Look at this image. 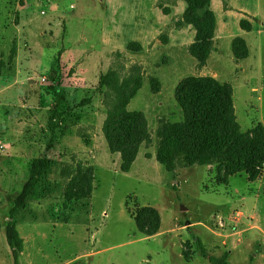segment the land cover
Segmentation results:
<instances>
[{"label":"rangeland","instance_id":"rangeland-1","mask_svg":"<svg viewBox=\"0 0 264 264\" xmlns=\"http://www.w3.org/2000/svg\"><path fill=\"white\" fill-rule=\"evenodd\" d=\"M211 8L212 48L199 66L185 0H0V264H14L9 210L33 160L47 153L55 102L72 118L15 216L22 264H215L227 251V264H264V172L225 184L216 164L168 171L157 160L161 123L183 118L175 88L187 76L230 84L243 131L264 124V0ZM237 36L246 58L233 53ZM110 74L114 82L101 84ZM114 84L133 93L127 109L145 114L151 137L129 171L103 129ZM145 207L161 219L151 236L137 226Z\"/></svg>","mask_w":264,"mask_h":264},{"label":"trees","instance_id":"trees-1","mask_svg":"<svg viewBox=\"0 0 264 264\" xmlns=\"http://www.w3.org/2000/svg\"><path fill=\"white\" fill-rule=\"evenodd\" d=\"M184 20L195 28V41L190 46L191 55L199 66L206 64L212 48L216 16L211 8L212 0H185ZM241 28L251 30V26L241 23ZM246 40L237 36L233 41V53L237 59L248 55ZM113 76L106 75L101 84L114 82ZM117 85V84H114ZM117 93H107L112 102L104 123V132L111 151L119 152L121 169L129 171L136 159L141 143L150 140L148 122L142 111H129L127 105L133 96L127 87L118 88ZM157 90V85H153ZM175 99L183 111V118L175 122H162L158 131L160 139L157 160L168 171H174L183 162L187 166L216 164V178L227 183L228 178L246 173L250 181L257 180L264 172V124L243 131L236 120L233 89L214 76H187L175 88ZM72 115L54 103L49 129L51 136L46 145L47 153L35 158L31 164L29 177L20 192L13 199L5 226L7 243L11 249L14 264H22L23 239L15 225V216L35 191L47 173L52 160L50 152L58 136L70 124ZM92 186L88 187L90 191ZM80 196H84L81 193ZM139 230L151 236L160 228V215L153 207L143 208L137 216ZM200 249L208 256L205 246L199 241ZM229 251L221 258H212L215 264H227ZM73 264H84L76 261Z\"/></svg>","mask_w":264,"mask_h":264},{"label":"crops","instance_id":"crops-1","mask_svg":"<svg viewBox=\"0 0 264 264\" xmlns=\"http://www.w3.org/2000/svg\"><path fill=\"white\" fill-rule=\"evenodd\" d=\"M213 1V0H212ZM211 5H212V2H211Z\"/></svg>","mask_w":264,"mask_h":264}]
</instances>
